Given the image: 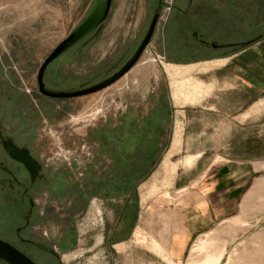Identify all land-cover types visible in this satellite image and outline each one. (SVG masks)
Returning <instances> with one entry per match:
<instances>
[{"label": "rangeland", "instance_id": "obj_1", "mask_svg": "<svg viewBox=\"0 0 264 264\" xmlns=\"http://www.w3.org/2000/svg\"><path fill=\"white\" fill-rule=\"evenodd\" d=\"M93 2L0 0V131L30 148L53 172L67 163L74 171L90 165L97 198L81 219L32 221V229L21 234L32 246L16 236L25 224L23 212L0 191V239L36 264H59L51 253L55 248L63 251L61 264H264V134L258 125L255 133L241 126L237 132L232 124L243 117L233 105L218 121L227 124L225 131L210 111L178 107L184 103L173 101L168 76L175 77L174 66L234 52L199 45L194 34L209 45L264 36V0H165L150 45L129 73L91 95H42V65ZM157 4L113 0L100 33L48 67L46 87H90L120 71L144 41ZM255 46L263 48L264 38ZM198 154L201 169L181 166ZM210 164H240L251 178L232 213L208 231H194L180 207L182 189L185 177L202 175ZM125 196L127 217L111 223L105 249L102 233L93 230L101 223L100 202ZM44 201L38 197L40 209ZM113 210L107 207L111 219Z\"/></svg>", "mask_w": 264, "mask_h": 264}, {"label": "crops", "instance_id": "obj_2", "mask_svg": "<svg viewBox=\"0 0 264 264\" xmlns=\"http://www.w3.org/2000/svg\"><path fill=\"white\" fill-rule=\"evenodd\" d=\"M250 41L220 44L223 48L217 50L233 49L234 52L196 64L174 66L175 77L168 76L173 85V101L177 105L184 103L178 107H200L210 111L217 119L216 127L221 126L225 131L223 128L227 124L218 121L224 110L233 105L241 113L238 117H243L232 124L237 127V132L241 126L247 127L241 130L255 133L258 125V131L264 134V47H256L255 44L240 46ZM201 156L192 155L180 161L181 166L201 169ZM240 166L210 164L203 169L202 175L185 177L187 180L182 192L186 193L180 207L191 230L208 231L216 221L233 212L240 191L246 188L251 178L248 171Z\"/></svg>", "mask_w": 264, "mask_h": 264}, {"label": "flooded vegetation", "instance_id": "obj_3", "mask_svg": "<svg viewBox=\"0 0 264 264\" xmlns=\"http://www.w3.org/2000/svg\"><path fill=\"white\" fill-rule=\"evenodd\" d=\"M165 4V0H158L155 16L158 15L160 17ZM112 5L113 0L111 9ZM172 7L173 9L177 8L175 5ZM194 39L198 41L199 45L202 44V36L194 34ZM116 73L117 71L109 73L102 81ZM9 141H12L20 149H28L30 156L36 161L37 165L26 167L24 164L13 160L5 150V144ZM67 164L66 168L61 167L53 172L48 164L43 162L30 148L19 144L14 138L0 131V191L5 196L4 200L6 203L13 205L14 208L17 207L18 210L23 212L21 219L25 224L16 231V236L22 244L35 245L33 241L21 238L23 232L32 229V221L36 219L46 221L51 217L61 222L75 221L84 217L87 214L88 207L96 203L97 198L94 195L95 172L93 171L90 176L89 169L91 166L83 164L74 171L72 170L74 166L70 163ZM42 188L48 190L45 195L39 193ZM40 196L45 200L41 209L37 204V199ZM107 207L114 208L113 219L109 216ZM100 211L98 217L101 218V223L93 230H99L102 233L103 242L101 246L106 249V235L111 231V223L118 216L121 217V222L122 219L127 217L126 196L118 201L103 199L100 202ZM61 229L63 228L59 229V233L63 234ZM75 232H79V230ZM51 253L58 263L61 264L63 251L55 248V250H51Z\"/></svg>", "mask_w": 264, "mask_h": 264}, {"label": "water", "instance_id": "obj_4", "mask_svg": "<svg viewBox=\"0 0 264 264\" xmlns=\"http://www.w3.org/2000/svg\"><path fill=\"white\" fill-rule=\"evenodd\" d=\"M111 3L112 0H94L91 10L89 11L85 19L81 22V24L46 59L45 63L42 65L39 71V77H38L40 92L42 95L52 99H72V98L91 95L114 84L116 81H118L127 73H129V71L137 64L141 55L150 45L151 39L154 35L159 20L158 15L154 17L150 29L144 41L138 48L137 52L126 63V65L122 67L120 71H118L112 77L90 87H80L78 89H72V90H59V91L51 90L47 88L44 83V77L47 76L48 74V67L55 60L63 56L65 53L69 52L71 49H73L80 43L85 42V40L90 36L94 38L100 33L103 24L105 23V21L107 20L110 14ZM263 38L264 36H261L250 42L240 44V46H248L251 44H255L260 40H262ZM202 44H204L207 48L210 47L214 49L223 48L216 44L209 45L204 41H202ZM5 150L13 160L24 164L26 167H30V165H37L36 161L30 156L28 149L25 148L20 149L12 141H9L7 144H5ZM0 261L5 264H36L32 259H30L27 255H25L15 246L1 239H0Z\"/></svg>", "mask_w": 264, "mask_h": 264}, {"label": "bare ground", "instance_id": "obj_5", "mask_svg": "<svg viewBox=\"0 0 264 264\" xmlns=\"http://www.w3.org/2000/svg\"><path fill=\"white\" fill-rule=\"evenodd\" d=\"M175 142H179V141L175 140ZM99 242H101V239H100ZM202 243H203V242H201V244H202ZM199 247H200V246H199ZM199 247H198V248H199ZM221 258H222V256L220 257V259L218 260V262L221 261ZM217 264H218V263H217Z\"/></svg>", "mask_w": 264, "mask_h": 264}]
</instances>
